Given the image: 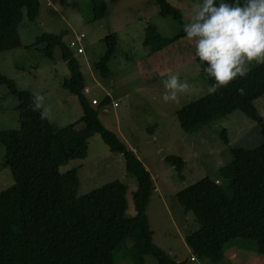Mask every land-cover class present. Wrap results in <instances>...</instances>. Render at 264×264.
I'll list each match as a JSON object with an SVG mask.
<instances>
[{"label":"trees","instance_id":"obj_1","mask_svg":"<svg viewBox=\"0 0 264 264\" xmlns=\"http://www.w3.org/2000/svg\"><path fill=\"white\" fill-rule=\"evenodd\" d=\"M156 1L162 14L173 12L177 18V11L166 0ZM90 4L93 19L107 15L105 0H90ZM39 9L40 0H0V52L21 46L18 26L24 17L36 20ZM145 34V44L166 42L153 27ZM181 35H185L183 28L174 39ZM102 41L106 48L94 66L107 76V63L118 41L114 32L104 35ZM35 42L42 44L41 51L48 58L53 57L55 47L60 48L70 69L63 86L78 98L82 108L77 121L99 133L110 151L120 153L125 170L136 178L137 187L131 192L134 214L126 213L127 186L118 179L77 195V169L61 172L60 166L86 156V137H74L67 145H59L57 151L52 150V143L64 137L77 121L62 127L41 121L40 113L30 108L33 93L18 88L0 69V85L18 100L19 122L15 129L0 130L4 147L1 165L8 167L13 177V184L0 191V264H119L118 258L141 262L143 254L131 248L130 240L143 245L157 264H187L154 243L146 213L154 190L151 174L134 151L101 123L99 110L84 95L78 61L68 43L62 41V34L42 32ZM201 71L209 85L215 82ZM240 87L245 88L243 96L237 91ZM262 95L264 65L257 64L246 78L217 95L205 94L176 110L178 123L186 133L240 110L260 126L263 136V142L255 148L232 147L223 128L220 138L228 145L232 159L218 169L216 177L204 176L177 192L180 206L185 212L191 211L199 224L185 235L195 258L218 262L224 256V246L238 238L254 240L257 251L264 254V117L255 104ZM108 99L106 96L104 101L108 103ZM165 159L178 173L182 171L181 156L166 155ZM219 178L228 184L223 186Z\"/></svg>","mask_w":264,"mask_h":264},{"label":"rangeland","instance_id":"obj_2","mask_svg":"<svg viewBox=\"0 0 264 264\" xmlns=\"http://www.w3.org/2000/svg\"><path fill=\"white\" fill-rule=\"evenodd\" d=\"M166 1L177 11V18L173 12L162 14L156 0H105L107 15L98 20L93 19L90 0H40L36 20L28 21L24 17L18 26L21 46L0 52V69L18 88L45 96L46 105L52 106L50 121L56 127L75 123L82 115V108L78 98L63 86V81L70 77V69L59 47L48 58L35 37L42 32L61 33L62 41L67 44L81 35L79 45L84 53L79 54L76 47L71 50L78 61L83 84L89 89L85 97L99 110L104 127L130 145L151 174L156 191H152L146 213L154 243L177 261L185 260L187 264H264V254L257 251L255 241L241 238L224 246V256L218 262L198 256L195 262L189 261L193 253L185 235L199 224L191 211H183L177 192L204 176L216 177L218 169L232 159L228 145L220 138L223 128L232 147L255 148L263 142V136L260 126L240 110L193 133H186L180 127L176 110L207 94L209 84L198 67L193 44L184 39L185 35L174 39L188 22L192 5L198 0ZM149 27L156 29L166 42L158 41L155 46L145 44ZM111 32L116 34L118 43L107 63L110 73L102 76L94 62L106 48L102 37ZM172 73L179 74L181 80L187 78L192 85L179 105L165 104L162 100L161 81ZM106 96L108 103L104 101ZM93 97L96 104L91 102ZM17 103L16 96L0 85V130L18 127ZM255 104L264 117V95ZM86 128H89L87 124L77 121L64 137L52 143L55 152L59 145H67L74 137L85 136L88 141L86 156L71 159L60 166V171L77 169L78 196L114 179L124 182L126 213L133 215L131 192L137 187L136 178L125 170L123 156L110 151L99 133L93 129L88 132ZM3 154L0 143V191L13 184L9 168L1 165ZM166 155L182 157L184 165L180 174L166 161ZM219 180L223 186L228 184L225 179ZM129 243L132 249H137V254H143L142 261L118 258L119 264H157L153 256L145 253L143 245H136L132 240Z\"/></svg>","mask_w":264,"mask_h":264},{"label":"clouds","instance_id":"obj_3","mask_svg":"<svg viewBox=\"0 0 264 264\" xmlns=\"http://www.w3.org/2000/svg\"><path fill=\"white\" fill-rule=\"evenodd\" d=\"M184 39L194 46L198 67L215 82L207 94L215 96L238 79L248 76L253 64L264 65V0H198L183 25ZM165 104L179 105L192 85L187 78L172 73L161 81ZM245 95V88L237 89ZM30 108L41 121L52 119V106L45 96L33 93Z\"/></svg>","mask_w":264,"mask_h":264},{"label":"built area","instance_id":"obj_4","mask_svg":"<svg viewBox=\"0 0 264 264\" xmlns=\"http://www.w3.org/2000/svg\"><path fill=\"white\" fill-rule=\"evenodd\" d=\"M81 40H82V36L81 35L77 36L76 39H71L68 42V46L70 48L76 47V51L78 53H82L83 52V48H82V46L79 45V41H81ZM84 93H89V89L87 87L84 88ZM91 102H92V104H96L97 103V101H96V99L94 97L91 99ZM114 105H116V103H114ZM193 259H194V257H191V260H193Z\"/></svg>","mask_w":264,"mask_h":264},{"label":"crops","instance_id":"obj_5","mask_svg":"<svg viewBox=\"0 0 264 264\" xmlns=\"http://www.w3.org/2000/svg\"><path fill=\"white\" fill-rule=\"evenodd\" d=\"M40 12V11H39ZM39 16V15H38ZM20 33V32H19ZM117 41H118V38H117ZM84 53V49H83V52L82 53H79V54H83ZM86 87V86H85ZM257 107V106H256ZM258 109V108H257ZM88 130V132L90 131L89 128H86ZM91 133V132H90ZM228 133V132H227ZM128 146V145H127ZM129 148H131V146L129 145L128 146ZM132 149V148H131ZM133 150V149H132ZM134 151V150H133ZM135 153V152H134ZM136 154V153H135ZM137 155V154H136ZM138 157V156H137ZM139 158V157H138ZM154 192L156 191L155 189L153 190ZM184 211V210H183ZM191 256L194 257V255L192 254ZM191 256L189 257V261H192V262H195L196 261V258H194L193 260H191Z\"/></svg>","mask_w":264,"mask_h":264}]
</instances>
